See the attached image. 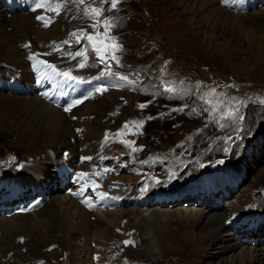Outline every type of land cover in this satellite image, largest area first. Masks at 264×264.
<instances>
[{"label":"rangeland","instance_id":"1","mask_svg":"<svg viewBox=\"0 0 264 264\" xmlns=\"http://www.w3.org/2000/svg\"><path fill=\"white\" fill-rule=\"evenodd\" d=\"M49 2L59 5L64 17L61 28H57L52 37L61 43L57 52L60 58L58 69L70 71L74 76L83 75L86 80L72 82L71 89L68 92L63 89L59 100L48 98L46 102L63 111V98L81 100L90 93L82 103L86 112L78 111L72 116L73 122L80 127L79 131L75 133L76 129L68 120L73 133L83 136V145L67 147L73 153L70 155L67 148H53L48 143L53 140L49 135L56 138L60 121L38 108L41 107L40 101L45 99L42 91L45 85L35 83L25 74L12 82L6 78L8 72L4 67L7 66L3 65V70H0V98L12 101H0V175H19L33 161L30 167L33 170L29 172L40 171L46 183L41 187L34 180H26V174H23L21 180L14 181L19 185L14 186L18 191L8 197L5 189L14 183L8 178L4 180L8 183H0V196H3L0 202L3 206H0V239L7 240L10 234L8 225L15 222L19 225L16 230L20 246L24 243L26 249V254L22 255L26 258L24 261L90 264L93 259L91 264H98L95 263V253L90 259L91 252L106 246L110 240L95 232V228L100 227V223L94 221L96 216L89 217V221L94 222L87 237L85 234L74 237L62 230L58 243L48 240L35 243L30 235L41 228L36 225L31 229L28 224V220L35 219L64 197L71 198L73 193H78L72 181H66L61 187L58 179L63 176H57L56 171L64 169L62 165L67 166L69 162L73 167L69 171L73 174L79 162L75 154L83 156L80 149L94 146L90 150L95 160L93 168H87L101 173L92 174L100 185L97 189L130 197L128 199L137 195L148 197L147 193L177 194L184 199L178 201L176 196V200L169 201L164 197L158 201L166 199V204L139 207L126 203L97 211L96 215L103 220L112 215L119 223L125 218L119 225L130 229L123 233L126 239L122 240L134 243L130 250L120 247V252L112 253L104 264H264V103H261L264 100V0H120L114 10L110 9V0H104L103 4H99V0H84L83 4L78 0L74 3L70 0ZM14 4L10 8L0 0V19L5 17L6 20L0 31L6 28L11 16L30 17L25 13L26 6L16 7ZM97 6L102 10L100 18L83 15L84 8ZM104 16L114 20V27L108 35L115 37L121 46L115 53L120 64L111 60L110 55L106 62L111 64L114 73L134 80V86H127L107 75L101 77L104 64L100 63L89 42L81 36L77 43L76 37L71 35L76 32L80 36L79 30L94 37L97 32L103 34ZM97 21L98 26L94 29L91 25ZM45 28L50 30L44 26L40 30L45 31ZM26 30L32 43L41 36L38 29L36 38L32 30L28 27ZM103 39V35L97 37L98 41ZM65 40L69 41L67 45L63 44ZM85 50L88 51L89 66L83 70L77 67L62 69L67 64L77 65L82 58L73 59L66 53ZM30 66L33 67L32 64ZM162 68L165 69L163 74ZM164 81H174L177 85L183 81V85L190 89L196 85L199 89L173 96L163 93ZM97 87L108 90L97 93ZM212 87L217 93H223L222 99L236 97L241 101L231 107L233 110L239 108L244 117L242 120L221 118V113L228 110L224 104L216 105L220 112H214L211 106L199 101L198 98ZM72 89L73 94H69ZM141 104L145 107L141 108ZM205 107H209V111H204ZM32 113L37 116L32 117ZM139 121L144 123L137 128L132 122ZM126 122L129 123L128 129L124 128ZM221 124L226 126L222 128ZM118 132L124 134L117 137ZM106 133L107 142L104 139ZM66 134L68 141L73 143L74 138ZM228 136L233 139L228 141ZM77 137L80 138L79 135ZM125 140L133 142L132 146L137 151L125 146ZM225 148L229 149L227 153ZM64 152L68 154L69 161H66ZM51 153L53 156H44ZM105 169L109 171L105 173ZM65 172L62 171L61 175ZM32 187L40 191L38 203L34 204L38 205V211V207L33 209L30 206V200L33 201L37 194L35 192L33 196L32 190H35ZM86 193V198L91 199V191ZM19 194L22 198L19 196L21 199L17 203L22 204L24 211L20 213L14 209L16 212H10ZM197 200L201 203L197 204ZM4 207L10 208L6 210ZM137 208L139 213H148L150 217H147L152 221L148 224L142 222L135 214L134 209ZM154 213H159L160 217L152 216ZM254 216L261 219L255 225L245 220ZM242 217L244 222L240 220ZM257 218L254 217L255 220ZM62 221L60 218L57 223L61 225ZM228 221H231V227L226 228ZM132 222L136 225L132 226ZM208 222H226L221 230L222 235L228 234L223 237L228 239L226 243L218 245L215 242L210 246L212 237L208 231L203 232L204 228H211H207ZM233 222L238 226L232 227ZM85 242L90 244L85 245ZM57 245L61 247L60 253ZM84 245L90 246V252L84 250ZM37 246L41 251L35 254L33 250ZM222 247L231 250L223 254L220 252ZM43 249L48 250L42 252ZM13 261L24 264L22 257L5 253L0 264H12Z\"/></svg>","mask_w":264,"mask_h":264},{"label":"bare ground","instance_id":"2","mask_svg":"<svg viewBox=\"0 0 264 264\" xmlns=\"http://www.w3.org/2000/svg\"><path fill=\"white\" fill-rule=\"evenodd\" d=\"M2 1L7 3V6H9L10 8L13 5V3H15L14 6H16V7L26 6L27 11L25 13H29L30 17L20 18L21 16L20 17H12L11 16L7 20V22H9V21L10 22L6 25V28L3 29L2 31H0V70H3V65L7 66L8 68L4 67V69H6V72H8L7 73L8 75L6 76V78L8 80H11L12 82H14V80L20 79L23 76V74H25L27 77L30 78V80L35 81V83L39 82L41 85H43V86L45 85V88L42 89L43 93L47 92V93H49V96L51 98H57L59 100L60 96L63 95V89H65L66 92H68L71 89L72 82L65 83L61 77L52 76L50 74V70L44 69L41 65H39L38 62L39 61H47L48 63L54 64L57 66L58 60L60 58L58 56L59 53H57L58 51L56 49L57 48L60 49L61 43L53 40L52 37L55 36L57 28H61L60 25L62 24V20L64 18L63 15L61 13L59 15H57L55 12L52 13V12H49L45 9H37L36 11H33V9L35 8L36 0H2ZM13 1H18V2H13ZM51 4L53 6H56L54 3H51ZM29 8H31V9H29ZM14 13H19V12H13V14ZM20 14L22 15V13H20ZM7 15L9 16L10 14L7 13ZM37 15L44 16L46 19H50L49 16H51L50 20L52 22H51V25H49L47 28L50 30L46 31V28H45V31L40 30L43 28L44 25H43V21H38L36 19ZM5 21H6L5 17L0 19V27L3 25V23ZM27 27L29 30H32L31 33H33L32 35H34L35 38L37 36L35 33L36 29H38V32H40V34H41V36L37 37V39L35 40L34 43H32L29 40V38L31 36L27 37V35H26V31H27L26 28ZM44 51H46L47 53L44 54ZM32 56H34L35 58L30 60L29 57H32ZM63 57L64 56H62V58ZM80 59H82V58H80ZM79 63L80 62H78V64ZM31 64H32V66L36 65V67L31 68V66H30ZM78 64L75 66L72 65V63H71V65L67 64V65L63 66L62 69L66 68V67L67 68L71 67V69L74 67H77L78 69L83 70V69L78 67ZM57 68H58V66H57ZM46 72L48 73L46 78L43 81H41V76H45ZM18 75H19V77H18ZM77 76L81 78L79 80L80 82H81V80H83V81L86 80V78H84L83 75H77ZM48 82L51 85L50 88H48ZM38 88H39V86H38ZM47 88H48V90H46ZM89 88H92V87H89ZM87 89H84V91H86ZM28 90H30V89H28ZM31 90H33V89L31 88ZM77 90L80 91L79 89H77ZM73 91H74V89H72L69 94H73ZM89 95H90V93L88 92V94L85 97L88 98ZM85 97H81V100L84 98L82 103L86 102ZM47 99L48 98L45 97L44 100L40 101L41 107L38 106L37 104L36 105L38 106L40 111H46V112L52 114L55 119H58L60 121V128H59L58 135L56 136V138H54L50 134L49 138L53 139V140H51L48 143L53 148L57 147V149H60L63 147L67 148L69 146L83 145V136H81L80 134L77 133L80 136V138H78L77 137L78 135L73 133L72 128L70 127V123H72L71 125H73V129H76V131H75V133H76L80 127L77 125L78 123L76 124L75 122H73L72 116H74L75 113L78 111H85L86 112V109H85L86 106L83 105L82 103H80V104L76 105L74 108H72L71 112H64V110L63 111L60 110L62 108L56 109L58 107H56V108H54V106L52 107L49 103L46 102ZM58 100L56 102H58ZM74 100H77V99H71V98H67V97L63 98L62 99L63 107L68 106V103H70ZM0 101L5 102V103H10L12 100L7 99V98H0ZM31 115H32V117L37 116L35 113H32ZM68 120H71L70 123ZM20 125L24 126L23 124H20ZM65 132L68 133L70 136H72V138H74L73 143L72 142L70 143V141H68L67 134L65 136ZM93 147L85 146V148H83L84 152L82 149H80V151H82L81 154H83V156H80V154H77V153L75 154V156H77V158L79 160L78 167L75 168L76 172L74 171L72 174V172L69 171L70 174H72V175L75 174L73 176V183H74L73 188L78 193L76 195H74V194L72 196L70 195L71 198L64 197L58 204H56L55 206L44 211L39 216H37L35 219L28 220L30 222L29 223L27 222V223L30 225L31 229H34L36 225L40 226V228H41V229L37 230L38 232L30 235V236H33L32 239L35 241V243H39L40 240H48V241H52V243H58L57 240H59L61 233H62L61 232L62 230L68 231L74 237L78 236V238H79L80 235H81V237H83V234H85L84 235V237H85L89 233V230L92 226V223L94 221L99 222L100 227L99 228L96 227L95 232L98 233L97 234L98 236H101V235L105 236L111 242L108 240L110 243L107 242L106 246H104L102 248H99V247L96 249L94 248L95 250H93L91 252L90 259H91L92 254L95 253L94 256L97 258V261L94 260L95 263L97 262L98 264H104V261H107L110 259L109 257L112 256V253H114V252L119 253L120 252L119 251L120 247L121 248L126 247L127 250H130V248L134 245V243H129L127 245H125L123 243L124 241L122 239H126V237H124L123 233H125L126 230L130 229V228H127L125 226L119 225L121 222H123V220L125 218H122L119 221V223H117L116 219L112 215L106 217L105 220H103L102 218H100L96 215L97 213L95 212V208H96L95 205L97 202L102 204V205L112 206L113 202H114L113 200L115 198H120V197H116L117 194H107L106 190H100L97 188L93 189V187L91 186L92 182L94 181V176L92 175L93 172H91L87 167L92 166V168H93V161H95V160L91 157V153H90V150L94 149ZM67 149L69 151V155L73 154L69 148H67ZM68 151H66V152H68ZM64 154H65V152H64ZM44 156L50 157L53 155L51 153V154H44ZM67 156H68V154L66 155V158H67ZM82 157H91L92 159L91 160H85V163L82 164ZM66 161H69V158H67ZM32 163H33V161L30 162V167H31ZM66 165L69 167V170H71L73 168L69 162L66 163ZM30 167L27 168L26 170H23L21 174L18 173L19 175H11V174H5V175L3 174L2 175L1 174L0 175V177H1L0 183H2V181H4L7 178L13 182L16 181V179H17V181H19V180H21V176L23 174H26V177H27L26 180H31V181L34 180V181H36L37 185H40L41 187H43L44 184L46 183L44 181L46 178L41 176V174H39L40 171H37V170H34L33 172L30 173L29 171L33 170ZM81 172L88 173L89 175L87 177H85L84 179H80L79 173H81ZM98 173H100L99 170H98ZM67 177H68V175H67ZM64 179L65 178L62 177L59 181L64 180ZM38 189L40 190L41 188L39 187ZM85 190H90L91 196H92L91 199L96 198L97 202L95 200H91L88 198L84 199L82 195L85 192ZM102 193L107 194L106 197L103 199H101ZM125 198L128 199L130 197H125ZM131 198H133V197H131ZM88 200L91 201V202L89 201L90 202L89 204H91L92 207H89L88 206L89 204L86 205L85 202ZM181 200L184 201L183 197H181ZM102 209H104V208H101L99 210H102ZM36 210L38 211L39 207ZM110 210H112V209H110ZM262 210L263 209H261V211ZM37 211H35V212H37ZM134 211H135V214H137V216L140 217L142 222L148 224L152 221V220L149 221L150 215H148V213H144V212L139 213L140 209H138V208L134 209ZM262 212H264V211H262ZM101 213H110V212L109 211H105V212L102 211ZM92 216H96L97 218L94 219L93 222H90L89 217H92ZM147 216H149V217H147ZM152 216H156L157 218L160 217L159 213H157V214L154 213ZM60 218L63 220L61 225H59L57 223L58 219H60ZM129 224L131 225V223H129ZM208 224H209V226L207 228H209L210 226H211V228L206 229V230L204 228L203 232L208 231L210 237H212L211 242H210V246L215 245V242H217L218 245H223L224 243H226L228 239H225L223 237L227 236L228 234H223V235L221 234V230L224 227V225L226 224V222H222V224H219V222H208ZM135 225L136 224L134 222H132V226H135ZM8 226L10 227V234L8 237L6 235L7 240L4 241V240L0 239V259H1L2 255H4V253H5V254H9L12 257H17V255L22 257L24 264H37V262L34 260H32L30 263L28 261H24L26 258H23L25 256H22V255L26 254V249L24 248L23 242H22L23 243L22 246H20V243L18 241L19 237H17V230H16V228H18L19 225H17L15 222H12ZM225 227L226 228L231 227V221H228L227 225H225ZM53 232H55V233L53 234ZM110 234L113 237H111ZM41 236H44V237L41 238ZM25 241H26V239H25ZM29 243H28V245H29ZM89 244H87V242H85V245H89ZM135 245H137V243H135ZM47 246H49V245H47ZM57 246H58V249H57L58 253H60L59 249L61 247L59 245H57ZM138 246H135L136 247L135 249H137ZM89 247L85 246L84 250L90 252ZM218 247L219 246H217V248ZM48 249H43L42 252H45ZM230 250L231 249H227V248L222 247L220 252L225 254V253H228ZM33 251L35 252V254H37L38 253L37 251H41V250H40V247L37 246L34 248ZM78 256H80V255H78ZM99 257L100 258L104 257V258L100 259ZM115 258H116V256H115ZM92 260L90 261V264H91ZM114 260H116V259H114ZM154 262H156V261H154ZM12 264H16V261H13ZM107 264H108V262H107ZM110 264H112V263H110ZM145 264H147V263H145ZM154 264H156V263H154Z\"/></svg>","mask_w":264,"mask_h":264},{"label":"snow or ice","instance_id":"3","mask_svg":"<svg viewBox=\"0 0 264 264\" xmlns=\"http://www.w3.org/2000/svg\"><path fill=\"white\" fill-rule=\"evenodd\" d=\"M70 2H77V0H70ZM79 4H83L84 0H78ZM104 0H99V4H103ZM120 3V0H110V9H116L117 5ZM37 9H45L49 12H55L57 15H59L60 13V6L56 5L53 6L49 0H36L35 3V8L33 9V11H36ZM83 15L85 16H93L94 18H100L102 16V10L99 6L97 7H92V8H84L83 9ZM36 19L38 21H43V25L44 27H48L50 25V23L52 22L50 19H46L44 16L41 15H37ZM98 22H94L91 26L95 29L98 26ZM103 26H104V32L103 34L97 32L96 36L94 37L93 35H86L84 33L83 30H79L80 31V36H77L76 32H73L71 35L76 37V42L79 43L81 36H83L87 42H89L91 49L95 52L96 56L99 58L100 63L104 64V70L101 72V77L107 75L109 77H114L122 82H124L127 86H134L135 85V81L134 80H130L129 77L127 75H119L118 73H114L112 71V66L111 64H108L106 61L108 59V55H110L111 60L115 61L117 65L120 64V60L119 58L116 56V52L120 51V44H118L116 42V38L115 37H111L108 35L109 31L114 27V20H110L107 18V16L103 17ZM101 35H103L104 39L103 40H97V37H100ZM107 41H110V43H108ZM69 43V41L65 40L63 41V44L67 45ZM57 51L59 50V48L56 49ZM67 55L71 56L73 59H76L77 57H82L80 63L78 64V67L83 69L88 65V59H89V55H88V51H76L74 53H66ZM35 57H29V59H34ZM39 65H41L44 69L46 70H50V74L54 77H61L63 79V81L65 83L67 82H78L81 78L78 76H74L71 74L70 71H60L56 65L48 63L47 61H39L38 62ZM168 62H165V65ZM33 67H36V65H33ZM165 72V69L162 68L161 69V73L163 74ZM47 72L45 74V76H41V81H43L46 76H47ZM116 87H119V85H116ZM163 87V93H167V94H171L173 96H178V95H186L189 93L190 90H198L199 89V85L193 86V89H190L188 86L183 85V81H181L179 83V85H177L174 81H164L162 84ZM228 87H232V85H228ZM108 89L106 87H97V89L95 90L97 93H103L106 92ZM44 96L46 98L51 99V97L49 96V93L45 92ZM223 97V93H217L216 88L212 87L208 92L202 94L198 99L199 101H202L204 104L211 106V109L214 112H220V108L217 107L216 105H220V104H224L226 106H228V110L227 111H223L221 113V118L223 119H228V118H236V120H242L244 117L243 115H241L239 113V108L236 107L235 110H233V108L231 107L233 104H240L241 101L238 100V98L236 97H231V98H227V99H222ZM85 99H87V97H85ZM83 100L77 99L72 101L70 104H68V106L64 107V111L65 112H71L72 108L75 107L76 105L82 103ZM261 103H264V100L261 101ZM141 108H144L145 105L141 104L140 105ZM184 107H187V105H185ZM181 111L184 110V108L180 109ZM204 111H209V107H205L203 109ZM75 118V117H73ZM135 124V126L137 128H140L143 126V121H139V122H132ZM225 124H221L220 127H225ZM124 128L128 129L129 128V123H125L124 124ZM79 131V130H78ZM124 133L123 132H118L116 135L117 137L122 136ZM105 141H108V135L107 133L105 134L104 137ZM233 138L231 136L227 137L228 141H231ZM123 144L125 146H127L128 148H130L133 152L137 151L136 148H134L133 142L131 141H123ZM225 153H227L229 151L228 148L224 149ZM67 155V154H65ZM13 159H15L13 157ZM83 160H91V157H83ZM219 163H223V161H220ZM202 166V165H201ZM109 171V169H105L104 172L107 173ZM89 174L85 173V172H81L79 173V178L80 179H84L85 177H87ZM95 175H101V173H95ZM156 183H160V181H156ZM91 186L93 187V189L99 188L100 185L96 184L94 181L92 182ZM74 195H76V193H73ZM106 193H102L101 194V199L106 197ZM89 207H92L91 204L88 205ZM125 245L129 244L130 241H124L123 242Z\"/></svg>","mask_w":264,"mask_h":264}]
</instances>
